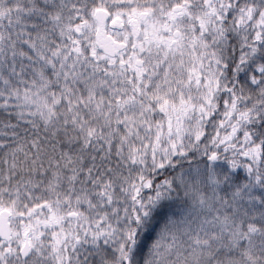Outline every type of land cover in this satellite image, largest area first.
I'll return each instance as SVG.
<instances>
[{"label":"snow or ice","instance_id":"snow-or-ice-1","mask_svg":"<svg viewBox=\"0 0 264 264\" xmlns=\"http://www.w3.org/2000/svg\"><path fill=\"white\" fill-rule=\"evenodd\" d=\"M0 264H264V0H0Z\"/></svg>","mask_w":264,"mask_h":264}]
</instances>
